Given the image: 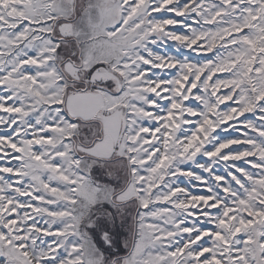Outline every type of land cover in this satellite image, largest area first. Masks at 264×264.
Listing matches in <instances>:
<instances>
[{"label":"snow or ice","instance_id":"6c2138e0","mask_svg":"<svg viewBox=\"0 0 264 264\" xmlns=\"http://www.w3.org/2000/svg\"><path fill=\"white\" fill-rule=\"evenodd\" d=\"M115 7L129 155L70 175L71 137H53L61 117L77 121L56 104L41 122L19 94L53 66L49 52L0 69V264H264V0ZM13 8L23 35L25 0Z\"/></svg>","mask_w":264,"mask_h":264},{"label":"rangeland","instance_id":"374dc122","mask_svg":"<svg viewBox=\"0 0 264 264\" xmlns=\"http://www.w3.org/2000/svg\"><path fill=\"white\" fill-rule=\"evenodd\" d=\"M13 2L14 0H5L4 23L0 25V69H7L9 65H14L18 71L20 55L28 50L37 52L42 60L44 53L49 52L43 66L48 68V60L52 61L53 66L46 72L37 74L40 83L32 81L31 91H20L19 94L24 96L25 104H30L33 112H39L38 119L41 122L54 119L59 115L61 109L53 110L56 104H62L63 110L77 121L71 124L61 117L53 137L54 146L64 143L66 138L71 137L68 145L69 155L65 158L69 165V174H75L74 167L88 171L91 167L89 162L96 163L94 157H111L115 160L122 155H129L133 150L129 149L125 152L132 135V124L125 111L127 102L124 98H118L115 95L123 85L116 67L119 55L117 50L119 34L111 31L119 19L115 0H25V19H15V23H19L21 27L28 20L32 22L23 35H20L9 22V15L17 16L14 8L11 9V14L7 11ZM61 25L70 28L71 33L66 34L65 29L60 30ZM33 33L36 35L33 36ZM52 39L59 41L60 51L50 52V49L55 47ZM98 66L102 67L97 70L99 73L95 74L97 77L95 79H106L103 83L98 80L89 81L91 72ZM13 75L15 76V72ZM113 82L116 83V87L111 86ZM91 83L106 84L108 89L116 91L112 94L108 89L94 85V88L96 87L102 95L103 104L114 112L115 117L111 114L110 118L104 122L101 119L86 117L91 113L86 114L83 111L82 104L86 103L83 98L85 96L74 97L72 91H80L78 88L87 91ZM92 104L97 106L94 97H92ZM82 118L95 122L88 124L83 122ZM60 125L63 127L61 128ZM118 125H120V133L115 137ZM73 155H79V164L72 160ZM124 167L130 169L131 164L125 162ZM95 175L98 179H102V173ZM91 183V180H85L81 187L86 184L90 188ZM97 191L98 189H91L93 197ZM116 195L117 193L110 188L107 190V195L105 192H100L101 198H112Z\"/></svg>","mask_w":264,"mask_h":264},{"label":"crops","instance_id":"0c3cea01","mask_svg":"<svg viewBox=\"0 0 264 264\" xmlns=\"http://www.w3.org/2000/svg\"><path fill=\"white\" fill-rule=\"evenodd\" d=\"M62 29H65V31H66V34H70L71 33V29L70 28H68L66 25H61L60 26V30H62ZM102 67V66H101ZM100 66H98L97 67V69L96 70H94L93 72H91L92 73V75H91V77H90V80L89 81H91V82H96L95 80H98L99 82H104L106 79H104V80H99V79H95V78H97V77H95L96 75V73L98 74L99 72H97V70H99L100 68H101ZM97 84H99V83H91V85L89 86V88L90 89H88L87 91L85 90H83V91H76V90H74V91H72V96H74V97H76V96H80V95H84L85 97H83L85 100H86V103L83 105L82 104V106H83V111L86 113V114H88V112L89 113H91L90 115L88 114V116H86L87 118H93V119H101V120H103V122H104V120H106V119H109L110 117V115L111 114H113L112 116L113 117H115L114 115V112L113 111H111V109L110 108H108V107H106L105 106V104H103V98H102V95L98 92L99 90L98 89H96V87L94 88V85H97ZM101 84V83H100ZM98 90V91H97ZM101 92V91H100ZM92 97H94V98H96V105L97 106H95V105H93L92 104ZM81 111V110H80ZM118 115V114H117ZM90 116V117H89ZM113 117H111V118H113ZM77 118H80L81 119V117H77ZM114 119V118H113ZM111 120V119H110ZM102 123V122H101ZM110 123V122H109ZM108 123V124H109ZM121 124V123H120ZM104 125H105V123H104ZM108 130V129H107ZM120 133V125H118V129H117V131L115 132V137L118 135ZM105 135H107L106 133H105Z\"/></svg>","mask_w":264,"mask_h":264},{"label":"flooded vegetation","instance_id":"af4514ba","mask_svg":"<svg viewBox=\"0 0 264 264\" xmlns=\"http://www.w3.org/2000/svg\"><path fill=\"white\" fill-rule=\"evenodd\" d=\"M107 87V86H106ZM78 89H80V90H82L83 91V89H81V88H78ZM112 94H113V91H114V89H112V90H110V89H108ZM116 91H114V93H115ZM80 119V118H79ZM84 118H82V120H83ZM83 122H85V123H88V124H90V123H93V122H95L94 120H83ZM79 128H80V125H79ZM79 131H80V129L78 130V134H79ZM89 131H90V129H89ZM78 134H77V136H78ZM86 134V133H85ZM85 134L83 135V136H85ZM96 157H94V159H95ZM108 157H104V159H107Z\"/></svg>","mask_w":264,"mask_h":264},{"label":"water","instance_id":"95a60500","mask_svg":"<svg viewBox=\"0 0 264 264\" xmlns=\"http://www.w3.org/2000/svg\"><path fill=\"white\" fill-rule=\"evenodd\" d=\"M96 86H97V87H100V88H103V89H108L106 86L101 85V84H97Z\"/></svg>","mask_w":264,"mask_h":264},{"label":"trees","instance_id":"16d2710c","mask_svg":"<svg viewBox=\"0 0 264 264\" xmlns=\"http://www.w3.org/2000/svg\"><path fill=\"white\" fill-rule=\"evenodd\" d=\"M101 85H104V86H106V84H101ZM98 176V175H97Z\"/></svg>","mask_w":264,"mask_h":264}]
</instances>
